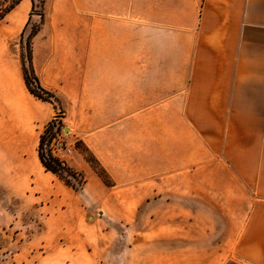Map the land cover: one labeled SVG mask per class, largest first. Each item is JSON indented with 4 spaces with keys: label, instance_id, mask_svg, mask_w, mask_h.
<instances>
[{
    "label": "crops",
    "instance_id": "1",
    "mask_svg": "<svg viewBox=\"0 0 264 264\" xmlns=\"http://www.w3.org/2000/svg\"><path fill=\"white\" fill-rule=\"evenodd\" d=\"M34 1L0 21V154L37 187L45 236L62 237L29 264H106L118 244L86 218L146 209L183 220L170 251L264 264V0H45L32 13ZM35 19L33 66L63 108V137L89 148L110 185L75 148L65 160L85 175L80 191L39 159L57 109L24 78L21 38Z\"/></svg>",
    "mask_w": 264,
    "mask_h": 264
},
{
    "label": "rangeland",
    "instance_id": "2",
    "mask_svg": "<svg viewBox=\"0 0 264 264\" xmlns=\"http://www.w3.org/2000/svg\"><path fill=\"white\" fill-rule=\"evenodd\" d=\"M11 1L0 0V8L4 9ZM36 4L38 7L35 12H40L42 0H37ZM34 24H39V21L36 19L32 21L21 44V53L24 54L27 65L29 55L27 39ZM56 112L62 114L63 108L58 106ZM57 127L55 126V132H58ZM60 133H62L64 143L71 149V152L59 157L60 159L67 163L65 159L72 154L74 148L84 157L94 159L81 140H76L73 146H69L63 137V131ZM48 143L49 145L46 143L45 150L51 152L50 142ZM14 157V165L19 166L22 162L18 160V156ZM9 164L0 154V264H29V260L36 263L45 253L43 252L45 247L41 244L47 239L59 243L62 237L56 241L57 235L45 236L43 228L46 227V220L42 218L43 212L39 206V191L32 179H24L20 172L7 171ZM94 164L100 169L99 163L94 161ZM64 175L73 183H78L66 172ZM7 183L11 185H5ZM86 205L92 208L98 204L90 199ZM94 213L96 219L87 217L84 224L91 229L109 230L110 233L101 235L100 242L118 244L116 248L111 247L114 250L104 252L106 264H252L240 252L170 251V232H180L183 220L151 218L149 209L144 210L141 217L129 219L116 218L113 213L101 217L96 214L95 210ZM56 221L58 220H52L49 226L54 227ZM117 231H120L123 236L112 234ZM80 241L84 239L81 238ZM94 241H96L94 238L91 239V242ZM32 248L34 249L31 253L33 256L28 255L29 259L20 254L23 249L31 250Z\"/></svg>",
    "mask_w": 264,
    "mask_h": 264
},
{
    "label": "trees",
    "instance_id": "3",
    "mask_svg": "<svg viewBox=\"0 0 264 264\" xmlns=\"http://www.w3.org/2000/svg\"><path fill=\"white\" fill-rule=\"evenodd\" d=\"M20 0H12L8 6H6L4 9L0 8V21L4 18L6 13L13 9L17 3H19ZM44 1L42 0V5H44ZM36 9V3L34 1L32 13L35 12ZM42 14V21L44 19L43 12ZM41 27V23L39 24H34L32 27V30L28 36L27 39V44L29 46V55H28V65L25 62L24 54L22 53V61H23V72H24V78L26 81V85L28 87V90L38 99L44 100V101H50L54 104V106L57 107L60 106L59 100L56 97V95L47 90L42 86V84L39 81V78L35 72L34 66H33V61H32V39L34 35L39 31ZM25 39L24 33H22V38H21V44L23 43ZM63 116L62 114L56 113V115L48 122L47 126L43 130L41 136H40V141L38 145V156L39 159L42 163V165L45 167L47 171H50L57 175L61 180L64 181V183L76 191L82 190L84 183L86 182V178L83 174H80L78 171L72 169L64 160L60 159L57 156H54L52 152L45 150L46 143L49 145L48 142H51L52 138L55 136V126L57 127V131L60 133L64 129V124L61 119ZM83 145H85L83 142H81ZM87 150L91 153L89 148L85 145ZM93 156V160L87 156H85L86 160L92 165L94 170L98 173L100 178L106 183L107 185L111 184L110 177L106 170L101 166L100 162L98 159L91 153ZM94 161L100 164V169L94 164ZM64 172H66L70 177L74 178L78 183H73L64 175ZM81 175V179H79V176Z\"/></svg>",
    "mask_w": 264,
    "mask_h": 264
},
{
    "label": "built area",
    "instance_id": "4",
    "mask_svg": "<svg viewBox=\"0 0 264 264\" xmlns=\"http://www.w3.org/2000/svg\"><path fill=\"white\" fill-rule=\"evenodd\" d=\"M54 156H64L67 152H71V149L64 143L62 139V133L56 132L52 138L49 146Z\"/></svg>",
    "mask_w": 264,
    "mask_h": 264
}]
</instances>
